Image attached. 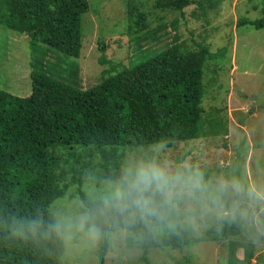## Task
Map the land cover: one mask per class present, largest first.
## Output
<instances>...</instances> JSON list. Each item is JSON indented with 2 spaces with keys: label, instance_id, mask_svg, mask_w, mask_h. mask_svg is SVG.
<instances>
[{
  "label": "trees",
  "instance_id": "trees-1",
  "mask_svg": "<svg viewBox=\"0 0 264 264\" xmlns=\"http://www.w3.org/2000/svg\"><path fill=\"white\" fill-rule=\"evenodd\" d=\"M262 3L260 17H243L238 26L263 29ZM142 5L137 0L127 4V13L134 18L127 31L134 54L126 63L114 65L102 56L110 69L103 71L95 86L83 90L76 59L83 46V16L89 12V0H0L1 36L7 31L28 36L27 70L32 83L23 98L0 89V264H63L65 245L13 236L10 224L30 215L34 207L55 218L51 207L57 200L82 195L88 168L105 170L132 146L163 142L171 147L215 135L220 126L226 129L219 110L206 118L203 108L209 63L221 60L226 48L213 53L206 45L188 50L176 42L150 51L146 46L157 42L164 27L151 30ZM190 5L212 10L218 1L157 0L155 9L175 12ZM73 187L78 189L71 192ZM241 230L225 223L209 233L216 240H229L227 264H264L263 253L252 263L255 240L235 239ZM77 234L73 242L79 241ZM127 240L128 247L144 251L146 260L151 249L183 250L208 238L185 233ZM110 247V239L96 243L93 255L98 264H105ZM239 248L243 258L238 256Z\"/></svg>",
  "mask_w": 264,
  "mask_h": 264
},
{
  "label": "rangeland",
  "instance_id": "rangeland-1",
  "mask_svg": "<svg viewBox=\"0 0 264 264\" xmlns=\"http://www.w3.org/2000/svg\"><path fill=\"white\" fill-rule=\"evenodd\" d=\"M128 1L89 0V12L83 16V46L76 59L83 90L95 86L103 71L110 69L108 63H102V56L114 65L126 63L134 54V45L127 33L130 20L134 19L127 13ZM137 1L143 2L141 11L148 14L151 30L164 27L157 42L146 46L150 51L162 50L176 42L188 50L206 45L215 53L226 48L221 60L209 63L208 92L203 100L205 117L212 118L214 110H219L218 116L226 129L220 126L215 135L177 142L167 147L169 153L181 156L189 152L188 155L200 159L212 172L236 168L246 173L249 182H264V28L238 26L243 17H260L263 0H217L218 5L212 10L190 5L175 12L155 9L157 0ZM1 34L0 29V89L17 97H27L32 85L27 70L31 54L28 36L12 31ZM103 44L106 45L104 50L101 49ZM95 170L103 169L88 168L86 173ZM70 176L69 173L65 180ZM76 196L72 194L57 200L51 207L54 216L71 215ZM218 229L219 224L207 223L191 236H203L208 240L172 252L151 249L146 260L142 259V249L128 247V237L110 238L105 264H227L229 240H216L215 234L209 233ZM77 233L74 232V236ZM76 236L78 242L72 240L65 245L63 264H98L93 255L96 244L89 246L78 234ZM235 239L256 241L257 253L252 263L256 262V256L264 254V232L244 227ZM238 256L243 258V249L239 248Z\"/></svg>",
  "mask_w": 264,
  "mask_h": 264
},
{
  "label": "clouds",
  "instance_id": "clouds-1",
  "mask_svg": "<svg viewBox=\"0 0 264 264\" xmlns=\"http://www.w3.org/2000/svg\"><path fill=\"white\" fill-rule=\"evenodd\" d=\"M81 193L71 215L49 219L34 207L12 220V235L66 245L78 232L92 246L102 238L181 236L207 223L264 232V182L236 168L211 172L191 155H171L163 142L132 146L105 170L86 173Z\"/></svg>",
  "mask_w": 264,
  "mask_h": 264
}]
</instances>
